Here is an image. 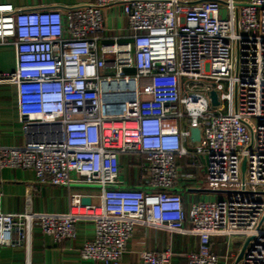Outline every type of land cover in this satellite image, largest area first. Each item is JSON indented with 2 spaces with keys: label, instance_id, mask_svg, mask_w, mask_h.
<instances>
[{
  "label": "built area",
  "instance_id": "built-area-1",
  "mask_svg": "<svg viewBox=\"0 0 264 264\" xmlns=\"http://www.w3.org/2000/svg\"><path fill=\"white\" fill-rule=\"evenodd\" d=\"M114 5L131 41L100 42L103 12ZM4 44L14 47L15 69L0 72V84L15 85L30 138L0 145V168L32 169L37 180L66 188L67 210L34 212L27 198L23 212H0V245L27 244L35 225L55 241L73 239L87 220L93 237L80 255L105 264L120 261L138 224L196 235L186 264H219L217 235L247 241L242 264H264V0L0 3ZM114 80L129 85H104ZM121 95L124 109H110ZM190 127L199 128L198 141ZM121 154L140 157L148 190L123 185ZM183 156L203 159L202 189L218 196L187 212L176 189L193 177L179 170ZM132 264H171V250H143Z\"/></svg>",
  "mask_w": 264,
  "mask_h": 264
},
{
  "label": "crops",
  "instance_id": "crops-1",
  "mask_svg": "<svg viewBox=\"0 0 264 264\" xmlns=\"http://www.w3.org/2000/svg\"><path fill=\"white\" fill-rule=\"evenodd\" d=\"M90 0H0V3H10L22 8H54L73 6ZM104 29L100 42L111 43L131 41V33L127 20L119 6H111L104 10ZM15 69V50L13 45H0V72H11ZM112 68L107 66L105 74H111ZM132 74L133 69H127ZM147 78H141L139 81ZM109 88H122L129 85L122 81H108L104 84ZM132 85H134L132 83ZM121 95L110 109H124ZM106 111L107 108L105 109ZM30 137L24 132L18 120L17 91L13 84H0V145L20 146ZM200 166H197V161ZM140 157L119 155V179L124 186L149 187L143 172L140 170ZM179 170L192 173L193 177L181 178L176 189L180 192L185 211L193 202H212L218 196L209 190H203L205 185V166L198 157L183 156L177 160ZM201 168V169H200ZM203 169V170H202ZM75 192L92 194L94 191L83 185H73ZM29 198L31 208L38 213H64L67 210V190L61 186H52L35 178L34 171L28 168H0V212L21 213L25 210L26 199ZM96 201L95 197H92ZM189 228L190 223L185 222ZM93 237V223L78 221L76 235L73 239L55 241L49 234H44L35 225L27 244L21 246L0 245V264H105L100 261L82 258L80 248L84 241ZM214 252L219 264H242L237 256L244 244L240 236L217 235L211 238ZM197 236L188 232H171L138 224L126 244V251L117 264H132L138 260L143 250L160 252L167 248L171 250V264H186L189 252L196 249Z\"/></svg>",
  "mask_w": 264,
  "mask_h": 264
},
{
  "label": "water",
  "instance_id": "water-1",
  "mask_svg": "<svg viewBox=\"0 0 264 264\" xmlns=\"http://www.w3.org/2000/svg\"><path fill=\"white\" fill-rule=\"evenodd\" d=\"M210 97L212 99V104H217V100H216V94L215 92L212 90L210 91ZM190 130V135H189V138L191 141H198L199 140V137H200V130L198 127H190L189 128ZM90 202V199L89 198H82V203H89ZM246 243L247 241L244 242L238 256H237V260H240L242 255H243V252H244V249L246 247Z\"/></svg>",
  "mask_w": 264,
  "mask_h": 264
},
{
  "label": "rangeland",
  "instance_id": "rangeland-1",
  "mask_svg": "<svg viewBox=\"0 0 264 264\" xmlns=\"http://www.w3.org/2000/svg\"><path fill=\"white\" fill-rule=\"evenodd\" d=\"M144 83H145V80H141L140 85H142V84H144ZM200 160H202V164H203V163H204L203 159H200ZM196 161H197V163H196L197 166H198V167H201V166H200L201 163L198 162V160H196ZM200 169H201V168H200ZM202 170H203V169H202ZM219 197H221V196H219ZM224 197H225V195H222V198H224Z\"/></svg>",
  "mask_w": 264,
  "mask_h": 264
}]
</instances>
